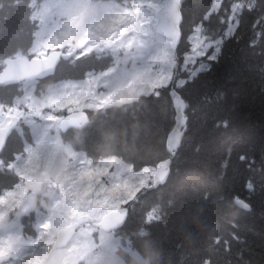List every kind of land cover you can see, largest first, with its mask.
<instances>
[{
	"label": "snow or ice",
	"instance_id": "6c2138e0",
	"mask_svg": "<svg viewBox=\"0 0 264 264\" xmlns=\"http://www.w3.org/2000/svg\"><path fill=\"white\" fill-rule=\"evenodd\" d=\"M187 2L178 5L181 18ZM205 3L182 40L167 33L159 57L166 68L153 73L135 63L153 29L145 10L159 12L152 0H117L114 9L96 0H11L24 35L15 42L0 3V89L11 93L0 97V264H147L141 243L161 249L155 229L174 201L160 197L190 146L189 97L223 50L240 42L246 13L256 14L250 44L264 38V0ZM239 159L261 170L247 155ZM244 188L249 198L204 191L184 205L180 219L190 216L211 240L194 264H214L212 245L222 239L215 221L236 228L251 210V177Z\"/></svg>",
	"mask_w": 264,
	"mask_h": 264
},
{
	"label": "trees",
	"instance_id": "16d2710c",
	"mask_svg": "<svg viewBox=\"0 0 264 264\" xmlns=\"http://www.w3.org/2000/svg\"><path fill=\"white\" fill-rule=\"evenodd\" d=\"M10 2L0 0L11 18L6 24L7 38L15 42L24 35L14 20L19 10L8 8ZM204 7L205 0H188L184 4L180 23L182 36L189 33ZM255 15L245 14L240 42H233L223 50L222 58L213 68L201 74L197 95L189 97L187 136L190 146L175 166L160 197L165 205L169 199L174 201L164 223L155 229L162 247L150 250L146 242L141 243L144 259L149 261L148 253H153L152 264H170V260L171 264H194L196 251L211 244V240L190 216H185L183 221L180 219L184 205L204 191H210L213 197L236 194L249 198L244 188L249 177L256 185L249 199L251 210L236 218V228L231 227L228 220L214 222L213 235H220L222 239L219 245H212L213 261L214 264H264V38L250 44L254 39L251 23ZM9 95L10 92L0 89V97ZM205 96L211 98L210 103L202 99ZM192 108L196 110L194 114ZM223 121L227 122V127H217ZM166 130L162 126L155 139L159 141ZM197 146L198 153L194 151ZM159 152L163 154L162 146ZM241 155L250 157L261 170L248 171L247 162L239 159ZM156 199L153 197L150 202ZM142 211L138 209V215ZM232 232L241 237L239 242L232 239ZM224 240L229 242L230 251H225ZM127 264H133L131 258Z\"/></svg>",
	"mask_w": 264,
	"mask_h": 264
},
{
	"label": "rangeland",
	"instance_id": "374dc122",
	"mask_svg": "<svg viewBox=\"0 0 264 264\" xmlns=\"http://www.w3.org/2000/svg\"><path fill=\"white\" fill-rule=\"evenodd\" d=\"M53 0H41V3H52ZM102 9L118 7L117 0H96ZM152 3L161 7L162 0H152ZM148 14V19L153 24V29H150V40L148 47L145 49L144 54L136 58V66L146 73H153L157 70L166 68L162 60L159 58L163 56L169 49V42L166 37L158 34L155 28V10H145ZM44 199L48 198V193H42ZM147 261V260H146ZM148 262V261H147Z\"/></svg>",
	"mask_w": 264,
	"mask_h": 264
},
{
	"label": "water",
	"instance_id": "95a60500",
	"mask_svg": "<svg viewBox=\"0 0 264 264\" xmlns=\"http://www.w3.org/2000/svg\"><path fill=\"white\" fill-rule=\"evenodd\" d=\"M180 0H162L159 12L155 13V29L158 33L167 37V33L175 31L177 39L181 40L182 33L180 23L181 12L177 11ZM178 132L182 131L177 129Z\"/></svg>",
	"mask_w": 264,
	"mask_h": 264
},
{
	"label": "clouds",
	"instance_id": "9594fccd",
	"mask_svg": "<svg viewBox=\"0 0 264 264\" xmlns=\"http://www.w3.org/2000/svg\"><path fill=\"white\" fill-rule=\"evenodd\" d=\"M149 256V261L147 262V264H152V257H153V253H148Z\"/></svg>",
	"mask_w": 264,
	"mask_h": 264
},
{
	"label": "bare ground",
	"instance_id": "6f19581e",
	"mask_svg": "<svg viewBox=\"0 0 264 264\" xmlns=\"http://www.w3.org/2000/svg\"><path fill=\"white\" fill-rule=\"evenodd\" d=\"M244 33V32H243ZM247 35V34H246Z\"/></svg>",
	"mask_w": 264,
	"mask_h": 264
}]
</instances>
